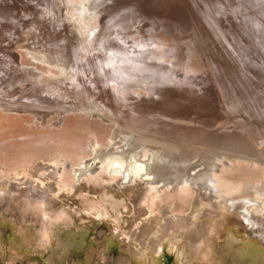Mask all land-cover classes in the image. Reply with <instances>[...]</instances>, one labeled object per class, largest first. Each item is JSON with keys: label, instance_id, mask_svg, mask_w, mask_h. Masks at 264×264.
<instances>
[{"label": "rangeland", "instance_id": "rangeland-1", "mask_svg": "<svg viewBox=\"0 0 264 264\" xmlns=\"http://www.w3.org/2000/svg\"><path fill=\"white\" fill-rule=\"evenodd\" d=\"M82 1L0 0V33L3 30L5 36L0 44L6 51L15 49L10 47H16L17 37L29 29L35 38L29 33L27 45L41 37L45 47L51 40L49 46H61L62 54H67L68 45V56L86 55L76 63L79 81L99 103L115 106L119 101L141 123H159L163 129L176 126L178 120V125L207 127L214 132L212 137L256 135L258 143V133L264 130V0H105L99 17L81 22L92 25L90 30L104 31L103 44L84 53L83 48L76 52L78 31H73L78 29L69 24ZM61 34L70 41L60 43ZM21 53L23 49L14 50L12 66H23ZM82 113L72 112L66 118L55 114L41 122L0 108V161L7 167L0 170V264H158V260L161 264H264V240L243 226L240 211L219 232L209 234L204 249L192 250L181 236L184 232L164 236L178 211L189 217L197 214V225L187 230L202 228L210 199L225 198H220L219 182L212 178L216 171L220 175L224 168L233 169L231 174L247 180L261 176L264 166L217 162L221 166L211 173L213 188L186 186L192 195L188 188L181 191V186L154 183L153 175H136L130 181L126 168V176L103 183L104 170L94 164L92 147L95 140L107 143L114 131L94 114ZM57 150L70 153L82 172L64 176L52 172L60 165L53 159ZM260 183L250 190L256 191ZM151 184L157 188L148 193ZM43 196L50 199L45 208L48 217L67 213L70 221L56 227L42 247L40 223L30 216L27 199L32 202ZM183 197L187 203H181ZM158 242L160 253L155 251Z\"/></svg>", "mask_w": 264, "mask_h": 264}, {"label": "bare ground", "instance_id": "bare-ground-1", "mask_svg": "<svg viewBox=\"0 0 264 264\" xmlns=\"http://www.w3.org/2000/svg\"><path fill=\"white\" fill-rule=\"evenodd\" d=\"M104 1L105 0H83L81 2L82 4H79L77 7V16L74 15V19L71 17L70 20L68 19L70 21L69 24L75 25L78 29L73 31V33L78 31L76 33V37H74L75 34L72 36L74 37V42H78L79 45L78 49L75 47L76 52L83 48L81 49V52L84 53L83 50L90 48L93 45L98 48L103 42V40L100 41V37L104 31H98V27L90 30L92 25L88 24L85 27V25H82L81 22H87L90 19H92L91 22H93L95 20V18L93 20L94 15H100L103 13L102 10H105L103 8ZM98 15L97 17H99ZM40 28L41 26L39 29ZM3 32L4 31L2 30L0 37L2 36L4 38L5 36H3ZM40 32L41 31H37L39 35H41ZM29 33V29H27L24 33V36L20 37L18 33L19 36L17 38L19 40L16 41L17 48L12 46L10 47L18 50L23 49V53H21L23 66H14L16 64L14 54L15 49L6 51L5 46L3 47V45L0 44V53L4 54L3 56H0V74L3 75L0 79V108L5 110L7 113H17L21 115L26 114V116H30L39 121L49 118L55 114H59L60 117L66 118V116H69L72 112H78L80 116H83L82 112H84L87 116L94 114L105 123H108L109 128H112L114 131L112 136L109 131L110 135L108 136H110V138H108L110 140L108 141V139H106L107 143H109H102L95 140V145L93 144L94 146L92 147L94 151H92L93 154H96V157L94 158L95 160H93L95 162L94 164L101 165L104 170V173L100 175L103 183H112L117 180L121 174L126 176L123 174L124 169L126 168L127 173L132 175L130 181L136 175H147V178H150L151 175H153L154 179H156L152 180L154 183L163 182L168 185H177V187L181 186V191L183 189H187L188 187H193L199 190L200 188L212 189L213 187H211V183H213V181L211 179V173L219 168V164H217V162L226 164L229 163L227 162L229 160H238L245 162L248 165L251 164L254 168L259 165H262V167L264 166V130H260L258 133L257 143L256 135L249 136V138L248 136L236 137L232 134L217 135L212 137L211 135L214 132L206 131V126V128L198 129L192 125H178V120L176 121L177 123L175 122L176 126L171 124L170 127H166L164 129L160 128L162 125L160 126L159 123L150 124L145 120L141 123V121L135 116L127 114L129 112H127V110H123V107L118 104L119 101H115L117 103L115 106H109L105 103H99L92 98V95L88 93V89L84 88L85 84L80 83L79 67L76 68V63L78 64L80 59H85V54L83 55L81 53L83 57L80 59L77 55L74 57L68 56V45H66L67 47L65 46L67 54L65 55L64 51L62 54L61 50L63 49L60 48L61 46L59 48L49 46V42H51V40L48 41V46L45 47V40L41 39L39 36V41L36 44H34L33 41V44L30 43V45H27L31 36L35 38L34 34L30 33V36ZM62 34V38H59L60 43L64 44L65 42H69L70 39L67 34ZM13 37H15V34H13ZM5 39H8V37ZM14 40V38L10 37V41L14 42ZM59 40H57V42ZM20 42L21 44L19 45ZM0 43H2V41ZM111 57L112 56H110V58ZM101 60H103V57ZM7 62H10L11 66L7 67L10 65V63ZM12 64L14 65L12 66ZM2 68H4L5 71H2ZM90 83L92 84V82ZM99 90L101 89H98V91ZM60 117H58L57 121ZM96 123L102 124L99 120H97ZM168 125L169 124H167V126ZM259 141H262V144H260ZM53 154V159H55V161L60 165L59 167H52V172L54 171L58 175L61 173L63 176L71 174L74 171L82 172L83 169H76L75 163H73L72 155H70L67 151L57 150ZM81 159L80 161H83V158ZM70 163L71 168L69 166ZM230 163L229 165H232V163ZM66 168L69 170L67 171ZM197 168L202 169L200 172L198 171L199 173L192 175L191 172H194L193 170L196 171ZM227 169H222L220 175H216L218 172L216 171V174L214 173L212 178L219 182L217 184H219L218 186L221 189L220 198L225 197L228 201H224L225 198L223 201L219 198H217L219 200L212 201L213 198H211L209 202L210 208L207 211V214L204 212L206 215H204V219L206 220L201 222L202 228L200 229L195 228L193 230H187L189 227H192L195 224L197 225V214H193L192 217H189L186 215L185 211H178L176 216L170 218L171 223L164 230V236L167 237L171 235V233L177 234L184 232L181 236L188 241L192 250L197 251L198 249H204L205 241L208 239L209 234H211L212 231L217 232L219 228L224 226V222H228L229 217L234 214L235 211H240V213H236H238V217H240L242 222H244L245 225L243 226L251 230L253 236H259L261 240H264V173H262L261 176H257L252 173V177L256 175L255 179H251L250 176H248L246 180L242 179L241 175V179H238L239 177H235L236 175L231 174L230 171L233 169L230 171ZM0 170H7L4 162L1 161ZM46 172H48V170H46ZM52 172L49 176L53 177L55 174H52ZM224 172H229L231 175L228 176V174H226L227 177H225L226 175L224 176ZM248 173H246V175ZM232 175L237 179H235ZM100 176L99 178L97 177V180L100 179ZM249 178L252 182L249 183V181V184H247L246 181L250 180ZM217 181H215V184ZM257 182L261 183L256 188V191L252 189V192L250 190L252 188L251 186H254ZM147 187H149V185ZM149 188L150 190L148 189V193H153L156 191L157 187L151 184V187ZM189 189L190 188H188V190ZM189 193L191 194V189ZM33 194L32 196H34ZM185 194L188 193L186 192ZM26 197H28V194ZM43 197H40L41 199H37L36 201L33 200L32 202L29 198L27 199L29 202L27 210L30 211V216L35 217V221L37 220L40 223V225H38L41 233L38 236L42 247L50 242L51 235L56 227L61 224H68L70 221V217H68L67 213L59 214L58 216H54L52 218L51 216L48 217L45 213V208L47 205L46 203H48L50 199ZM229 198L231 199L229 200ZM144 200L145 199L143 198V201ZM187 202L188 198H181L182 204ZM198 225H200V223ZM197 233L200 234L198 235V238L196 236ZM166 237H164V239ZM160 247L161 244L158 242L155 246V251L158 253L162 252L163 248H161V250ZM159 263L161 264L160 260H158V264Z\"/></svg>", "mask_w": 264, "mask_h": 264}]
</instances>
